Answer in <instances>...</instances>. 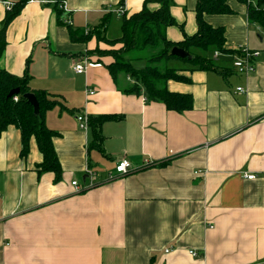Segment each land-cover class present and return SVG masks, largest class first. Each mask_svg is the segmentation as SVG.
<instances>
[{
  "label": "crops",
  "instance_id": "1",
  "mask_svg": "<svg viewBox=\"0 0 264 264\" xmlns=\"http://www.w3.org/2000/svg\"><path fill=\"white\" fill-rule=\"evenodd\" d=\"M17 1L0 2V24L4 3ZM144 1L64 0L63 14L71 28L84 30L108 16L106 39L114 40L107 38L111 26L120 28L122 15L138 13ZM196 1L170 0L176 26L166 30L169 41L196 33ZM227 4L231 15L204 19L223 28L225 47L236 51L216 61L230 75L176 69L190 80L167 85L191 96L192 109L183 113L145 103L143 92L124 93L131 82L111 78L105 68L111 59L83 56L106 44L73 43L53 4L25 5L6 30L0 70L27 74L31 90L60 103L45 124L56 133L62 174L56 183L52 173L37 176L42 158L34 140L22 159L19 131L8 127L0 135V264H264V29L248 23L246 4ZM243 47L260 53L247 77L232 66ZM83 58L98 67L77 75L73 66ZM81 114L119 117L101 128L102 153L89 150L90 131L76 122ZM121 159L136 170L116 176ZM87 169L95 174L93 187H73L83 184Z\"/></svg>",
  "mask_w": 264,
  "mask_h": 264
},
{
  "label": "trees",
  "instance_id": "2",
  "mask_svg": "<svg viewBox=\"0 0 264 264\" xmlns=\"http://www.w3.org/2000/svg\"><path fill=\"white\" fill-rule=\"evenodd\" d=\"M31 0H18L6 11L0 24V57L6 46L5 35L8 26L20 14L22 9ZM246 4L248 0H237ZM5 2V0H0ZM64 0H55L53 9L57 22L66 27L70 41L86 44L91 39L97 43H104L107 49H101L98 45L93 50L86 51L87 57L94 56L96 62L109 58L111 62L105 65L111 78L115 81L117 76L124 75L131 85L124 90L126 94L139 95L143 92L145 103H161L168 111L183 113L192 109V98L187 94L170 92L167 88L169 82L189 84L190 80L181 75V70L168 68L170 60H180L171 56L173 48L183 50L190 59L180 60L190 64L188 72L203 71L213 72L226 78L230 74L216 66V61L205 55H199L195 51L204 52L206 55L214 53L233 54L236 51L225 47V31L223 28H213L205 22V16L231 15L232 10L227 0H197L195 6V19L197 31L192 36L183 34L182 40L171 42L166 38V30L176 26L169 14L170 0H145L141 11L133 15H122L121 35L114 40L106 39V31L109 25V17L105 16L100 24L93 28H71L64 23V15L60 9ZM158 4L155 11H150L147 5ZM254 6L247 5V20L249 24L257 25L264 29V0H254ZM160 50L156 54L154 51ZM238 53V51H237ZM143 61L145 66L136 67L135 64ZM29 76L15 77L4 70H0V135L8 128L14 127L20 133V157L25 159L29 153V142L34 140L36 148L41 155V162L35 166L37 176L45 173L54 175V182L61 178V167L58 162L53 138L56 133L45 124V114L53 108L60 106L54 97L43 91L29 88ZM18 90L19 94L9 97L12 90ZM25 94H32L38 104V115H33V109L23 98ZM16 99V101L14 100ZM119 117L107 116L100 118H88V129L91 134L89 150H97L102 153L103 136L101 128L104 123L116 121ZM165 163H156L153 166L163 167Z\"/></svg>",
  "mask_w": 264,
  "mask_h": 264
},
{
  "label": "built area",
  "instance_id": "3",
  "mask_svg": "<svg viewBox=\"0 0 264 264\" xmlns=\"http://www.w3.org/2000/svg\"><path fill=\"white\" fill-rule=\"evenodd\" d=\"M30 3L35 2V3H39L42 5H48V4H53L55 3V1H50V0H31L29 1ZM5 6L7 7V10H9L11 8V4L8 3H4ZM64 2L61 3L60 5V9L62 11V13L64 12ZM122 13V12H120ZM65 16V14H63ZM64 23L67 25H71V23L66 20V18H64ZM87 29H85V34L87 33ZM260 53L256 52V51H250L249 49L243 47L240 48L238 50V55L233 56V61H232V66L235 69L236 73L238 75H242V76H249L251 74H253L255 72V59H257L259 57ZM219 58V53H214L213 55V59L215 61H217V59ZM93 67H98V65L96 63H92L91 61H89L87 58H83L81 60H79L78 63H76L73 66V72L77 75H82L84 74L89 68H93ZM237 93L243 94L245 93V90L242 88H238L236 89ZM87 95L91 96L94 94V92L92 90L87 89L86 90ZM16 101V99H14ZM76 122L78 124V126L80 127L81 130L83 131H87L88 130V118L85 114H81V115H77L76 116ZM136 169L134 168V166L127 160V159H121L119 160L116 165H115V175L116 176H125L128 173H131L133 171H135ZM95 174L90 171L89 169H87L85 171V178H84V182L82 185L77 184V182H72V186L77 188V189H87V188H91L93 187V179H94ZM110 179L113 178V176H109ZM244 179L251 181L254 180L255 177L254 175H247L244 174ZM170 252V250H166L165 254H168ZM189 255H191L192 257H196L197 254H195L194 252H189Z\"/></svg>",
  "mask_w": 264,
  "mask_h": 264
},
{
  "label": "rangeland",
  "instance_id": "4",
  "mask_svg": "<svg viewBox=\"0 0 264 264\" xmlns=\"http://www.w3.org/2000/svg\"><path fill=\"white\" fill-rule=\"evenodd\" d=\"M121 35V31H120V28H117L116 26H111L109 32L107 33V38L109 39H114V38H118L120 37ZM160 50V48L157 50V51H154L152 52L151 54H156L158 51ZM195 53L199 54V55H205V56H208L209 58H213V55L211 56V54H205L204 52L202 53L201 51H195ZM84 57H87L86 54L83 55ZM221 63L223 62L222 58H219L218 59ZM218 62V61H217ZM93 63V62H92ZM219 63V62H218ZM216 63V64H218ZM224 63V62H223ZM136 67H143L145 66V63L143 61L139 62V63H136L135 64ZM166 66L168 68H175V69H179V68H190V64L187 63V62H183V61H180V60H170L167 62Z\"/></svg>",
  "mask_w": 264,
  "mask_h": 264
},
{
  "label": "water",
  "instance_id": "5",
  "mask_svg": "<svg viewBox=\"0 0 264 264\" xmlns=\"http://www.w3.org/2000/svg\"><path fill=\"white\" fill-rule=\"evenodd\" d=\"M171 56L176 57L180 60H186V59H190V56L185 53L183 50L177 49V48H173L170 52ZM19 94V91L16 90H12L9 93V97H14L17 96ZM23 98L27 101L28 104L31 105L32 109H33V115L37 116L38 115V104L36 102L35 97L32 94H25L23 96Z\"/></svg>",
  "mask_w": 264,
  "mask_h": 264
}]
</instances>
